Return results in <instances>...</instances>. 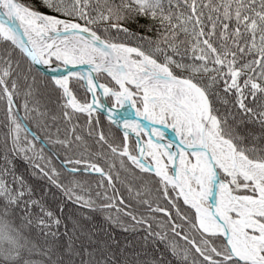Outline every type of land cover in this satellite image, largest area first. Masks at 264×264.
Masks as SVG:
<instances>
[{
  "label": "snow or ice",
  "instance_id": "snow-or-ice-1",
  "mask_svg": "<svg viewBox=\"0 0 264 264\" xmlns=\"http://www.w3.org/2000/svg\"><path fill=\"white\" fill-rule=\"evenodd\" d=\"M0 264H264V0H0Z\"/></svg>",
  "mask_w": 264,
  "mask_h": 264
}]
</instances>
